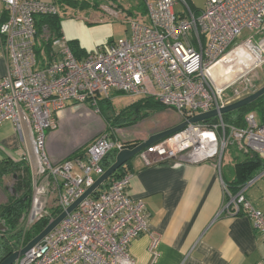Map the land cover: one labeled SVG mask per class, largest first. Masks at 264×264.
I'll use <instances>...</instances> for the list:
<instances>
[{
	"label": "built area",
	"instance_id": "2783aa9c",
	"mask_svg": "<svg viewBox=\"0 0 264 264\" xmlns=\"http://www.w3.org/2000/svg\"><path fill=\"white\" fill-rule=\"evenodd\" d=\"M0 1L5 11L0 21V58L6 60L0 78V124L12 122L25 147L17 153L30 168V202L20 218L24 230L50 216V211L58 213L49 221L66 210L105 171L103 158L129 144L121 138L122 128L107 127L80 155L52 160L46 132L57 128L69 102L80 116L91 112L86 103L92 113H99L98 101L111 100L115 94L152 97L176 112L180 121L218 112L205 121L189 122L140 151L145 164L209 162L219 171L230 144L242 154L264 158V123L255 111L244 115L243 127L224 122L219 113L259 88L264 0H206L196 11L186 0H141L145 20L126 16L123 36L79 58L62 33L53 36L43 25L39 36L34 20L38 14L62 18L71 6L54 0ZM179 2L186 12L175 10ZM111 14L119 16L116 10ZM262 175L264 169L234 193L226 190L221 211L245 215L264 243V212L244 195ZM130 178V172L108 178L102 189L82 199L15 264H140L128 246L142 234L150 238L148 264H155L160 237L150 230L143 199L128 193Z\"/></svg>",
	"mask_w": 264,
	"mask_h": 264
},
{
	"label": "crops",
	"instance_id": "0c3cea01",
	"mask_svg": "<svg viewBox=\"0 0 264 264\" xmlns=\"http://www.w3.org/2000/svg\"><path fill=\"white\" fill-rule=\"evenodd\" d=\"M4 16V5L0 1V21ZM5 71L6 60L0 58V78ZM72 107V103H67L58 120L63 119L65 123L75 120ZM168 126L171 125L136 133L129 144L145 140ZM54 131H49L46 137V150L52 160L65 158L82 146L75 143L62 147ZM53 144L59 149L53 150ZM20 149H23L22 141L12 122L3 121L0 124V168L5 161L13 163L21 159V152L17 153ZM128 172L131 173L128 193L143 199L150 230L160 237L155 264H257L264 261V243L250 220L243 214L228 215L221 211L226 200V184L233 179L222 167L218 171L209 162L188 161L145 164L137 155L130 160ZM244 195L264 212V175L247 187ZM149 240L148 234H142L128 246L129 254L140 264L150 262Z\"/></svg>",
	"mask_w": 264,
	"mask_h": 264
},
{
	"label": "rangeland",
	"instance_id": "374dc122",
	"mask_svg": "<svg viewBox=\"0 0 264 264\" xmlns=\"http://www.w3.org/2000/svg\"><path fill=\"white\" fill-rule=\"evenodd\" d=\"M54 1L60 6H70L63 0ZM205 1L206 0H186L188 6L193 11L203 8ZM77 2V6L69 7L66 15L60 19L59 24L65 38L77 51L83 54L96 50L99 47H107L111 41L123 36L126 28L124 22L126 16L130 15L141 20L146 19L144 13L145 9L141 0H79ZM79 3H81V5H78ZM112 10H116L119 16H113L111 14ZM175 10L186 12L185 7L180 2L175 5ZM38 35L40 36V33ZM41 44L42 42L40 41L38 45L39 50ZM258 75L259 87H261L264 85V66L258 72ZM136 99L138 98H131L124 94H115L110 100L112 105L111 112H119L123 107ZM85 107L91 110V112H89L90 114L87 116L75 114L76 119L68 123H65L63 119H61L62 121L59 120L57 128L54 129L57 133L53 130L59 137L62 147L72 146L75 143L86 146L97 134L102 132L103 129L107 127L118 128L107 124V122L102 119L100 113H92V109L88 103L85 104ZM99 112H101L100 109ZM179 122L180 118L178 114L169 108L150 112L149 117L140 121L135 126L122 128L124 134L121 138H125V140L128 141L132 139L136 133L158 129L164 125L173 126ZM22 147L25 149L23 143ZM52 148L53 150H55V148L59 149L56 144H53ZM242 157L243 155L238 150L237 146L235 144H230L224 151L221 160L222 170L233 175V165L236 160ZM13 174H17V172L11 170L9 174L0 179V204L9 202L11 197L15 195L13 191V187L15 186ZM230 193L234 192L231 191ZM54 204L55 202L51 201L50 208H54ZM19 226L21 225L19 224Z\"/></svg>",
	"mask_w": 264,
	"mask_h": 264
},
{
	"label": "trees",
	"instance_id": "16d2710c",
	"mask_svg": "<svg viewBox=\"0 0 264 264\" xmlns=\"http://www.w3.org/2000/svg\"><path fill=\"white\" fill-rule=\"evenodd\" d=\"M63 1L72 7L78 3L76 0ZM79 5H81V3H79ZM60 19L61 18L54 15H36L34 20L37 33L40 32L43 25H46L49 27V31L53 36L61 35L62 31L59 24ZM68 45L75 57L79 58L80 55L83 54L77 51L70 42H68ZM45 46L46 50H48L49 43L47 42ZM97 104L101 111L99 113L102 119L107 122V124L118 128L135 126L140 121L149 117L150 112L167 108L149 96L141 97L132 101L119 112H111L112 105L110 99H100ZM250 110L255 111L260 123H264V94L246 106L222 114V119L228 124L243 127L244 115ZM132 141H134L133 138L128 140V142ZM82 148H85V145L80 146L67 157L80 155L83 151ZM242 155L243 157L236 160L233 165V179L231 183L226 184V189L228 191H237L240 185L253 178L264 169V158L259 157L255 153ZM114 156V152H110L103 158L101 164L105 169L114 162ZM164 161L171 162L168 160ZM4 163L5 165L0 168V179L4 174H9L11 170L16 171L17 174H13L15 178V186L13 187L15 195L11 197L9 202L0 204V262L13 251L18 249L21 244H26L38 234L48 223L49 217L58 213L57 209L50 211V216H45L39 221L33 223L27 230H24L22 226H19L20 218L26 212L30 202L29 166L20 159H16L13 163L10 161H5ZM129 163L130 160L113 172L109 179L120 177L122 174L128 172ZM107 181L105 182V185L107 184Z\"/></svg>",
	"mask_w": 264,
	"mask_h": 264
},
{
	"label": "water",
	"instance_id": "95a60500",
	"mask_svg": "<svg viewBox=\"0 0 264 264\" xmlns=\"http://www.w3.org/2000/svg\"><path fill=\"white\" fill-rule=\"evenodd\" d=\"M264 94V85L259 87L255 92L252 94H249L235 102H232L223 108L219 110L220 114H224L229 111L236 110L238 108H241L243 106H246L255 100H257L260 96ZM218 112L215 110L201 113L198 115H194L193 117L189 118L188 120H182L179 123L165 128L163 130L157 131L151 135L148 136L147 139L142 140L140 142H133L131 144H127L124 146V148L116 153L114 156V162L105 169V171L94 181V183L88 187L83 194H81L73 203H71L66 210L60 212L57 216H55L51 221H49L46 226L38 233L36 234L32 239H30L25 245H23L21 248L16 249L13 251L10 255H8L3 261L0 262V264H15V261L22 256L27 250L32 248L34 245H36L41 238L47 234L50 230H52L64 217L67 213L71 212L78 203L87 197L88 195H94L97 190H100L104 187V183L106 180L115 172L118 168H120L123 164H125L127 161L133 159L136 157L140 151L144 150L149 145L162 140L175 132L182 129L187 123H196V122H202L207 120L208 118H212L216 116Z\"/></svg>",
	"mask_w": 264,
	"mask_h": 264
}]
</instances>
